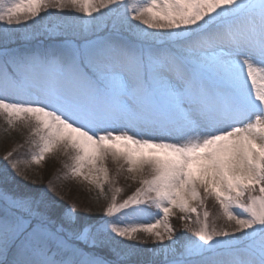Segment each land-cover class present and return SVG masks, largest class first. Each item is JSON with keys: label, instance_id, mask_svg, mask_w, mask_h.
Wrapping results in <instances>:
<instances>
[{"label": "snow or ice", "instance_id": "obj_1", "mask_svg": "<svg viewBox=\"0 0 264 264\" xmlns=\"http://www.w3.org/2000/svg\"><path fill=\"white\" fill-rule=\"evenodd\" d=\"M0 120V264H264V0H0Z\"/></svg>", "mask_w": 264, "mask_h": 264}, {"label": "rangeland", "instance_id": "obj_2", "mask_svg": "<svg viewBox=\"0 0 264 264\" xmlns=\"http://www.w3.org/2000/svg\"><path fill=\"white\" fill-rule=\"evenodd\" d=\"M0 127H3L2 120H0ZM26 135H27V131L25 129H21L19 132L13 131L10 137L3 135V133H0V144H2L3 146L4 145L7 146V151L11 150V148L14 145L23 143ZM26 147H25V151H26ZM4 154L5 153H3L2 155ZM22 159L29 160L30 154L23 156ZM63 160H64V157L62 155H48L45 161L41 162L40 165L33 164L31 166V174L29 176L30 179L32 177L39 178L42 172H45V170H47L48 172L49 170V173H48L49 178L47 177L46 179L44 178L45 181L43 179L42 182L36 181L37 186L43 187L45 184H48L49 182H51L52 185H56L59 188L60 180L63 179L65 180L63 182L65 184L64 186L62 185L63 187L61 188V190H64V188H66L65 193L67 192L66 195H63V197L70 199L72 203H75L81 208L86 205H90L92 208L94 207L95 209L96 208L102 209L106 205V200L104 198L97 199V197L99 196V190H96V189L90 190L89 186L86 183H81V182L72 180L70 178H66L64 175L65 169L63 168L62 163H61ZM107 166L110 169V172L114 174L115 169H114V166L111 164V162H109ZM118 186H120L123 189L122 193L118 196V199L122 200L127 195L131 194V191L135 189L137 184L131 180L125 179L124 176H120L118 179ZM67 188L69 189V191H67ZM106 190H107V186H106ZM60 194L62 195V191ZM67 195L68 197H66ZM207 206L209 209L213 210V212L215 211L213 209V205L211 201L208 202ZM179 215L180 214L177 212L176 216L170 218V223L178 231L182 230V222L178 218ZM140 222H146V221L141 220V219H133V220L128 221V223H140ZM185 234L190 235L189 233H185ZM151 246H152L151 242H149L147 245H144V247H151Z\"/></svg>", "mask_w": 264, "mask_h": 264}, {"label": "trees", "instance_id": "obj_3", "mask_svg": "<svg viewBox=\"0 0 264 264\" xmlns=\"http://www.w3.org/2000/svg\"><path fill=\"white\" fill-rule=\"evenodd\" d=\"M11 142V141H10ZM5 151H7V146H3L2 144H0V157H2L3 155V153H5ZM48 173H49V170H48V172H47V170H45V172H42L41 173V175H40V179L38 178V177H32L31 179H30V177H29V180H32V179H35L36 181H38V182H42L43 181V179L45 178L46 179V177L47 178H49V175H48ZM45 179H44V181H45ZM65 180H63V179H61L60 180V189L58 188V186H56V185H54L55 187H56V189H57V191H58V193H59V196L60 197H62V203H65L67 200V202H66V204H72V201L70 200V199H68V198H65V197H63V195H66V193H65V191H66V188H64V190H61V188L64 186V184L65 183H63ZM63 185V186H62ZM61 191H62V195L60 194L61 193ZM67 191H69V189L67 188ZM66 197H68V195L66 196ZM59 198V197H58ZM100 208H94L93 207V212H92V215H99L100 214ZM140 247H144V245H140Z\"/></svg>", "mask_w": 264, "mask_h": 264}]
</instances>
